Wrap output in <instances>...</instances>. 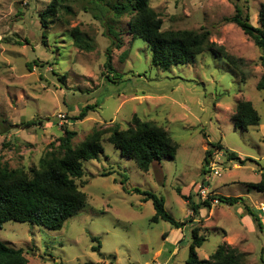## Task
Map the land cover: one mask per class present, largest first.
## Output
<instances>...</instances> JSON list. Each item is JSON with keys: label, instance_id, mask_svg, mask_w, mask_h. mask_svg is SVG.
Wrapping results in <instances>:
<instances>
[{"label": "rangeland", "instance_id": "1", "mask_svg": "<svg viewBox=\"0 0 264 264\" xmlns=\"http://www.w3.org/2000/svg\"><path fill=\"white\" fill-rule=\"evenodd\" d=\"M50 3L0 0L3 162L14 169L38 166L65 129L77 134L76 146L96 129L119 124L126 130L134 115L164 128L178 151L174 159L154 162L143 173L105 140L104 154L85 164V176L78 181L88 197L86 208L58 232L8 222L0 230V240L23 249L29 264H186L192 229L197 227L204 237L197 249L201 260L230 245L246 255L248 264H264V228L245 214L248 206L264 224V193L248 187L264 173V95L257 89L264 75L262 52L239 27L226 22L238 4L258 27L264 0H151L163 31H208L210 41L236 58L240 68L208 50L194 64L168 71L154 66L147 43L130 34L129 15L116 19L95 5L71 1L69 11L64 8L52 23H43L41 15ZM109 27L118 39L108 34ZM75 28L89 50L76 46ZM109 48L115 77L105 68ZM242 101L251 102L261 117V124L248 131L236 129L232 121ZM96 104L100 106L84 121L73 120L84 107ZM39 118L46 120L43 127L20 126ZM216 143L224 148L218 151L224 153L218 160V177L204 165L207 151ZM226 150L249 161L240 166L228 159ZM109 172L113 174L103 176ZM125 178L130 192L120 184ZM134 188L163 197L166 211L177 222L192 215L182 196L192 195L197 203L212 195L243 201L234 206L213 203L211 210L202 208L200 216H194V223L175 229L162 220L153 222V203L142 202L143 197L131 191ZM92 238L101 243L100 252L92 250L98 245Z\"/></svg>", "mask_w": 264, "mask_h": 264}, {"label": "trees", "instance_id": "2", "mask_svg": "<svg viewBox=\"0 0 264 264\" xmlns=\"http://www.w3.org/2000/svg\"><path fill=\"white\" fill-rule=\"evenodd\" d=\"M71 1L86 2L101 8L116 19L125 15L130 16L128 30L134 39H142L147 43L151 52L152 63L162 71H168L174 66L192 65L205 51H211L216 57L224 60L229 66L239 70L238 61L221 47L210 41V32H197L192 30L163 31V21L160 15L150 6L151 0H51L47 9L42 13L43 23H52L59 17L67 3ZM233 1V0H230ZM89 9V8H84ZM236 13L226 22L235 24L262 52L260 64L264 68V7L259 12L258 27L251 24L250 15L244 12L240 5L235 4ZM69 11L70 9L67 8ZM97 19V15H94ZM73 39L77 47L89 50L90 46L85 41L78 28L73 30ZM108 34L113 39H118L116 32L109 27ZM114 44V43H113ZM108 49L106 70L113 75L112 54ZM118 76L114 74L113 77ZM62 76L61 79H64ZM109 78V77H108ZM258 91L264 95V75L257 85ZM100 105L86 106L74 121H84L90 111H95ZM236 129L248 131L251 127L261 124V117L249 101L240 102L232 116ZM44 119H33L20 124L24 129L39 128L45 125ZM108 134V135H107ZM107 135V138L103 137ZM77 136L75 132L64 130V136L58 144H52L45 156L39 161L38 166L25 168H11L3 162L0 156V230L8 222L29 223L44 227L51 231H61L65 224L79 214L89 204L87 195L81 190L78 181L85 176V164L99 161L104 154L103 142L106 140L120 151L121 155L133 160L138 169L148 173L152 163L162 162L164 159H174L178 145L172 140L168 132L155 124L145 122L137 115L131 120V125L121 129L119 124H114L108 130H94L84 141L73 145ZM221 144H212L206 153L205 166L210 164L215 151H223ZM230 161L237 162L240 166L246 164L248 159L242 160L236 153L226 150ZM206 173V171H204ZM109 172L103 176H111ZM126 180L120 184L123 191L130 192L126 187ZM205 182H203V185ZM249 190L254 189L264 193V173L257 183L248 184ZM143 197L142 202L153 203L155 215L152 219L169 223L175 229H183L189 223H194L195 217L200 216V210L212 209L214 201L218 204L234 206L243 201L242 197H225L222 195L209 196L203 202H195L192 195L182 196L192 212L189 220L177 222L165 209V200L156 194L139 188L131 190ZM180 194V191H178ZM245 214L251 215L257 226L263 230L264 224L259 216L248 206ZM168 235H163L166 239ZM193 241L190 245L189 258L186 264H248L246 255L230 245L221 246L209 259L201 260L197 249L202 246L204 237L200 235V228L192 229ZM92 248L100 252L101 243ZM0 264H29L23 249L8 246L0 240ZM86 264V263H85Z\"/></svg>", "mask_w": 264, "mask_h": 264}, {"label": "built area", "instance_id": "3", "mask_svg": "<svg viewBox=\"0 0 264 264\" xmlns=\"http://www.w3.org/2000/svg\"><path fill=\"white\" fill-rule=\"evenodd\" d=\"M222 152H218V151H215V154L212 156V159L210 161V164H209V169L211 170V172L215 175V176H220V170L218 169V160H220L221 157L224 156V153L221 154ZM206 190H203L202 194H203V197H206L205 194H206ZM214 204H218L217 201H214L213 202ZM262 211H264V208L262 209Z\"/></svg>", "mask_w": 264, "mask_h": 264}]
</instances>
